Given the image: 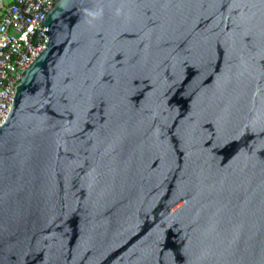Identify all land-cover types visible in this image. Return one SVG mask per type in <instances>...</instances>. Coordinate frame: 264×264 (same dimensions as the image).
I'll return each instance as SVG.
<instances>
[{"label":"water","instance_id":"water-1","mask_svg":"<svg viewBox=\"0 0 264 264\" xmlns=\"http://www.w3.org/2000/svg\"><path fill=\"white\" fill-rule=\"evenodd\" d=\"M0 128V264H264V0H58Z\"/></svg>","mask_w":264,"mask_h":264},{"label":"built area","instance_id":"built-area-1","mask_svg":"<svg viewBox=\"0 0 264 264\" xmlns=\"http://www.w3.org/2000/svg\"><path fill=\"white\" fill-rule=\"evenodd\" d=\"M58 0H0V128L7 122L22 74L46 50L39 29Z\"/></svg>","mask_w":264,"mask_h":264},{"label":"rangeland","instance_id":"rangeland-1","mask_svg":"<svg viewBox=\"0 0 264 264\" xmlns=\"http://www.w3.org/2000/svg\"><path fill=\"white\" fill-rule=\"evenodd\" d=\"M2 2L4 5H7L10 2V0H2ZM0 14H1V11H0Z\"/></svg>","mask_w":264,"mask_h":264}]
</instances>
